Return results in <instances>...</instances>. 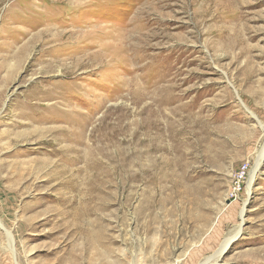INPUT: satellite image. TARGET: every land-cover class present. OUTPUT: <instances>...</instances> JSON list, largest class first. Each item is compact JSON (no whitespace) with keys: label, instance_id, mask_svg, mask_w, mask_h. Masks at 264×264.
Here are the masks:
<instances>
[{"label":"rangeland","instance_id":"rangeland-1","mask_svg":"<svg viewBox=\"0 0 264 264\" xmlns=\"http://www.w3.org/2000/svg\"><path fill=\"white\" fill-rule=\"evenodd\" d=\"M214 263L264 264V0H0V264Z\"/></svg>","mask_w":264,"mask_h":264},{"label":"built area","instance_id":"built-area-1","mask_svg":"<svg viewBox=\"0 0 264 264\" xmlns=\"http://www.w3.org/2000/svg\"><path fill=\"white\" fill-rule=\"evenodd\" d=\"M244 177H245V166H241L233 178V185L230 191V195L232 197H236L237 192L241 190L240 184Z\"/></svg>","mask_w":264,"mask_h":264},{"label":"bare ground","instance_id":"bare-ground-1","mask_svg":"<svg viewBox=\"0 0 264 264\" xmlns=\"http://www.w3.org/2000/svg\"><path fill=\"white\" fill-rule=\"evenodd\" d=\"M68 114H71V112H67ZM262 155V152L260 153V156ZM257 169V167L255 168V170ZM252 176V175H251ZM227 242H229V240H227L226 241V243H224L222 246H221V248L219 249V251H217V253H216V256H217V258H219L220 256H221V254H222V252L224 251V250H226V248H227ZM213 261V260H212ZM215 262V261H214ZM214 264H217V263H214Z\"/></svg>","mask_w":264,"mask_h":264}]
</instances>
